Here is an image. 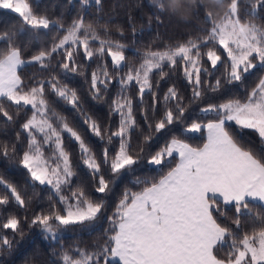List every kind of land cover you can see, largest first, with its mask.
<instances>
[{
	"label": "snow or ice",
	"instance_id": "obj_1",
	"mask_svg": "<svg viewBox=\"0 0 264 264\" xmlns=\"http://www.w3.org/2000/svg\"><path fill=\"white\" fill-rule=\"evenodd\" d=\"M88 6L89 0H81ZM157 13L171 11L176 13L182 5L172 0H149ZM224 11L219 18H214L211 11L206 12L204 21L210 23L207 33L199 38H189L175 46L163 50H144L141 62L135 68L120 76V93L114 99L111 112L120 116L117 131L107 136L108 143L112 138H119V148L109 162V151L105 149L103 164L109 168L110 177L105 178L99 163L82 136L71 127L66 118L49 108L46 90L67 104L79 107L76 90L62 83L55 75L35 81L25 88L18 71L27 65L39 64L42 70L53 67L52 57L61 55L63 62L59 67L65 73H76L79 65L75 57L82 48L85 59L102 58L105 51L111 58L113 69L119 72L126 60V45L119 40L111 39L107 24L103 25L101 37L93 22H86L81 15L64 26L61 20H50L47 15H37L26 0H0V9H10L22 19L21 34L24 27L31 29H49L57 25V31L63 32L58 42L47 50L41 49L37 54L25 60L22 49L14 40L15 33L0 34V42L6 41V47L0 49V113L12 117L4 108V100L16 106L17 112L26 106L32 109L31 117L21 125L27 133V149L23 152L20 164L30 174L32 181L50 188V201L47 211L32 216L29 227L37 226L44 233V239L50 235L55 239L59 232L72 227H90L103 216L106 207L103 198H93L83 187L78 186L65 195V188H70L75 172L71 165L70 154L63 145L62 133L66 132L78 143L83 164L91 172L93 179L99 177L97 193L106 196L111 186L125 173L132 172L142 159L145 145L151 139V133L144 137V144L135 153L131 150L130 133L137 125L133 115V103L124 92L132 82L138 85L141 102L145 92L152 89L151 75L159 72L161 78L166 73L167 65L175 68L183 66L185 78L193 85L192 98L189 104L201 102L202 73L210 70L203 66L206 56L212 69L222 62V55L217 45L226 54L225 73L215 84L204 81L213 92L218 91L223 83L242 82L245 74L257 68H264V22L257 23L258 10L264 11V0H244V15H241L240 0H216ZM97 13L101 11L102 0H94ZM250 5V7H248ZM197 8L206 7L197 4ZM159 19V15L157 16ZM123 35V28L117 27ZM135 34V29L133 28ZM99 41V47L92 50L91 42ZM207 47L206 52L201 48ZM61 50L63 52L61 53ZM102 74V78H101ZM115 79L106 67L98 66L92 73L91 90L93 99H99L101 88L107 90L108 84ZM153 110L157 95L153 93ZM165 112L155 123V132L159 133L167 125L181 121L186 107L176 89L170 87L165 93ZM176 101L175 111L169 107ZM205 114H214L207 124L192 123L189 132L206 130L207 139L202 147H193L182 139L173 137L164 147L151 155L150 165L163 168L166 158L175 159L171 167L158 180L137 179L143 185L139 191L125 190L111 216H108L110 227L105 230L107 239L95 245L94 251L77 248L75 254L64 251L60 255L62 264H264V214L249 216L253 224L251 233L240 235L244 213L252 212L251 201L264 205V154L251 147L244 146L238 132L252 130L264 146V76L260 77L246 99H229L220 104H208L200 109ZM147 122V116L145 114ZM89 130L97 137L104 139L99 124L90 117H85ZM230 125H234L236 132ZM149 123V128L151 129ZM38 135L42 137L38 139ZM20 134L17 133V139ZM45 146L51 154L45 155ZM15 152V146L12 147ZM0 152L9 154V146L0 143ZM0 186L5 191L0 195V206L14 202L19 208H27L31 201H26L17 186L0 177ZM10 193V195H9ZM63 205V207H59ZM223 205V211L221 210ZM234 207L235 214L231 225L222 224L214 215H226L228 207ZM3 229L12 233L23 234L20 220L9 215L2 224ZM11 241L0 236V250L11 248ZM228 244L229 251L222 258L217 256V248Z\"/></svg>",
	"mask_w": 264,
	"mask_h": 264
},
{
	"label": "trees",
	"instance_id": "obj_2",
	"mask_svg": "<svg viewBox=\"0 0 264 264\" xmlns=\"http://www.w3.org/2000/svg\"><path fill=\"white\" fill-rule=\"evenodd\" d=\"M30 4L32 10L37 15H47L50 20H61L65 27L69 25L73 19L83 15L86 22H93L95 27L100 30L101 37L104 33L103 25L107 24L111 39L119 40L126 45L123 67L119 72L113 69L111 58L105 55L102 58L93 57L85 59L84 51L81 48L75 57L78 67L76 73H65L59 64L63 62L61 55L52 57L50 67L42 70L39 64H32L22 67L18 74L21 76L25 88H29L35 81L47 79L55 75L58 80L77 92L78 105L67 104L65 101L58 99L54 94L46 90V98L49 101L50 115L51 111H55L58 115L66 118L67 123L74 128L85 140L95 155L97 161L101 163L102 174L105 178L110 177V171L103 164L104 151H109V162L111 157L119 148V138L113 137L109 144L107 136L110 132L118 130L120 116L118 113L111 112L112 102L118 96L120 90L119 78L125 75L129 67L138 66L144 50L149 47L152 50H163L167 46H175L179 43L186 42L189 38H199L207 33L210 23L204 21L207 11L212 12L214 18H219L223 13V7L217 5L211 0H179L182 5L179 11L172 13L170 10L163 13H157L155 7L149 3V0H102L101 11L97 13L94 0H89V5L84 6L81 0H26ZM168 0H165L167 6ZM197 4H203L206 7L197 8ZM241 15H244V0H240ZM250 7V5H248ZM159 15V19L157 16ZM257 23L264 22V11L258 10ZM22 19L15 12L8 9H0V34L15 33L14 40L22 49V56L28 60L31 56L37 54L41 49L47 50L54 42H58L63 36V32L57 31V25L53 24L49 29H31L24 27L21 34ZM117 27L123 28V35L117 31ZM135 29V34L133 33ZM7 42H0V49L6 47ZM91 48L95 51L99 47V41L91 42ZM218 52L222 55V62L218 64L216 69H212L210 62L206 56L203 57V66L210 70L209 73H202V91L203 96L201 102L189 104L192 98L193 85L188 82L184 76L183 66L177 64L175 68L167 65L163 68L166 75L161 78L159 72L151 75L152 89L145 92L142 98L138 95L136 85H131L125 91L126 96L130 97L133 103V115L137 127L130 133L131 150L133 153L139 150V146L144 144V137L151 133V139L145 145L143 159L134 166V170L123 174L114 185L111 186L110 192L106 196L97 193L95 188L98 186L99 177L94 180L91 172L83 164L81 152L78 143L73 141L67 134H62L63 145L70 154V161L74 172L76 173L72 179L70 188H65V195H71V191L78 186L84 188L91 197L99 199L103 198L105 209L101 219L90 227H72L59 232L57 237L53 239L50 235L48 239H44V233L37 226L29 227L32 216L41 211H47L50 201L48 196L50 188L47 185H40L31 179L30 174L20 164L23 152L27 149V133L23 132L21 125L31 116L32 109L23 107L17 112L16 106L10 101L4 100V108L12 117L8 121L2 113H0V143L9 146V154L5 156L0 152V177L5 181L17 186L18 191L24 196L26 201L30 200V205L25 208H19L14 202L8 205L0 206V236H6L12 243L11 248L0 250V264H62L60 255L64 251L75 254V249H87L94 251L95 245L103 244L107 239L105 230L110 227L108 216H111L116 208L117 203L122 198L125 190L139 191L143 185H138L135 181L147 179L149 181L158 180L160 176L165 174L171 167L175 166L176 160L166 158L167 162L163 168L150 165L148 159L154 155L162 147H164L173 137L182 139L193 147H201L204 144V131L198 134H189L184 130L191 126L192 123H208L210 119H214V114H205L200 111L201 108L208 104H220L229 99H240L244 101L253 87H255L259 78L264 76V68L259 66L245 74L242 82L232 84L223 83V86L213 92L211 88L204 84L208 81L215 84L218 78L222 79L225 73L224 63L227 62L226 54L223 49L216 46ZM202 52L207 51V47L201 48ZM63 50H61V53ZM98 66L106 67L110 73L115 76L104 90L101 85L100 98L93 99V91L91 90L92 73L97 71ZM170 87H174L182 98V103L186 107L185 114L181 121L172 125H167L164 130L155 132V123L159 121L165 112V102L163 97ZM153 93L157 95V103L153 110ZM176 101H171L168 105L175 111ZM147 116V122L145 120ZM95 120L104 132V139L95 136L85 123V117ZM151 124V129L149 128ZM232 130L236 132L234 125H230ZM17 133L20 134L17 139ZM240 142L251 147L260 154H264V146L256 133L252 130H243L238 132ZM15 146V152L12 147ZM5 191L0 186V195H4ZM10 195V193H9ZM252 212L244 213V222L240 230V235L244 232L251 233L253 224L248 217L256 214H264V205L257 202H250ZM63 207V205H59ZM223 211V205L220 206ZM235 209L229 206L226 215H220V212H214V215L222 224L231 225L234 217ZM9 215H15L20 220V233H12L10 229H3L2 224L6 222ZM229 251L228 244L223 248L218 247L216 254L224 257ZM100 264H104L103 257H100Z\"/></svg>",
	"mask_w": 264,
	"mask_h": 264
},
{
	"label": "rangeland",
	"instance_id": "obj_3",
	"mask_svg": "<svg viewBox=\"0 0 264 264\" xmlns=\"http://www.w3.org/2000/svg\"><path fill=\"white\" fill-rule=\"evenodd\" d=\"M8 10H10V9H8ZM16 14H18V13H16ZM18 15H19V14H18ZM92 50H93V49H92ZM93 51H94V50H93ZM140 62H141V60H140ZM140 62H139V63H140ZM138 65H139V64H138ZM101 78H102V74H101ZM131 85H136V83H135V82H132L129 86H131ZM136 86H137V88H138V85H136ZM138 90H139V88H138ZM120 91H121V89L119 90V93H120ZM119 93H118V95H119ZM124 95L126 96L125 92H124ZM117 98H118V96L116 97V99H117ZM26 107H29V108L31 109L30 106H26ZM31 115H32V113H31ZM30 117H31V116H30ZM30 117H29V118H30ZM29 118H28V119H29ZM28 119H27V120H28ZM27 120H26V121H27ZM26 121H25V122H26ZM25 122H24V123H25ZM204 124H207V123H204ZM189 127H190V126H189ZM189 127H188V128H189ZM188 128H186V129L184 130L186 133H189V134H198V133H199V132H189V131H187ZM203 131H205V130H203ZM62 134H67V135L69 136V134L66 133V132H64V133H62ZM204 136H205V132H204ZM69 137H70V136H69ZM70 138H71V137H70ZM38 139H41V140H42V137H40V136L38 135ZM71 139H72V138H71ZM205 139H206V137H205ZM72 140H73V139H72ZM73 141H74V140H73ZM204 142H205V141H204ZM201 147H202V146H201ZM51 151H52V150H51L50 148H48L47 146H45V155H50V154H51Z\"/></svg>",
	"mask_w": 264,
	"mask_h": 264
},
{
	"label": "crops",
	"instance_id": "obj_4",
	"mask_svg": "<svg viewBox=\"0 0 264 264\" xmlns=\"http://www.w3.org/2000/svg\"><path fill=\"white\" fill-rule=\"evenodd\" d=\"M205 132V137H206V139H207V132H206V130L204 131ZM206 139H205V142H206ZM204 142V143H205ZM203 146V145H202ZM253 202H257V203H260V202H258V201H253ZM261 204V203H260Z\"/></svg>",
	"mask_w": 264,
	"mask_h": 264
},
{
	"label": "clouds",
	"instance_id": "obj_5",
	"mask_svg": "<svg viewBox=\"0 0 264 264\" xmlns=\"http://www.w3.org/2000/svg\"><path fill=\"white\" fill-rule=\"evenodd\" d=\"M172 2H176V3H178L179 2V0H172ZM211 2H215V0H211Z\"/></svg>",
	"mask_w": 264,
	"mask_h": 264
}]
</instances>
